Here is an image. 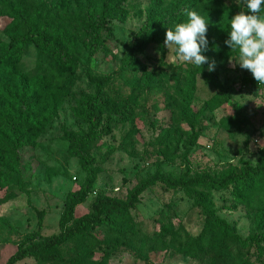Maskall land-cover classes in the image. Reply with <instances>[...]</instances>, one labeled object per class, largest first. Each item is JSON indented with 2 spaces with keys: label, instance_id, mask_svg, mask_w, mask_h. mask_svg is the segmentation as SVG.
Returning <instances> with one entry per match:
<instances>
[{
  "label": "rangeland",
  "instance_id": "obj_1",
  "mask_svg": "<svg viewBox=\"0 0 264 264\" xmlns=\"http://www.w3.org/2000/svg\"><path fill=\"white\" fill-rule=\"evenodd\" d=\"M58 5L73 12L104 9L111 34L102 32L107 48L92 56L73 36L76 69L61 65L33 45L14 65L0 60V116H15L22 99L34 104L40 121V130L25 131L17 158L0 122V264H6L20 247L59 234L67 194L87 182L80 159L71 154L72 142L87 133L81 104L94 92L87 71L113 76L118 83L114 90L119 92L100 111L105 135L83 145L95 177L84 202L75 206L70 226L91 218L98 200L125 203L135 188L144 185V190L132 208L114 215L112 224L89 225L58 249L29 254L17 264H205L204 256L189 250V241L205 227L203 203L242 239L264 235V211L246 205V191L235 196L231 188L197 189L203 198L199 202L157 180L179 182L195 176L220 180L239 174L245 163L255 166L264 149V84H253L248 70L238 64L233 67L237 53L225 44L229 20L242 11L250 14L243 0L200 6L198 14L208 24V46L201 54L215 61L213 71L208 64L198 67L175 60L174 48L165 46L164 30L155 38L146 35L143 53L133 68L126 69L125 80H117V74L131 48L132 34L177 7L192 10L199 1L60 0ZM7 21L0 17L1 41L6 40ZM191 76L190 112L181 113V93ZM54 78L61 82L58 91L41 94L36 88L39 81ZM184 118L193 120L194 129ZM186 146L189 153L185 155ZM36 211L45 214L40 237L30 239L37 231ZM160 230L161 236L153 234ZM177 237L183 238L180 250ZM159 239L163 241L160 248H147ZM250 257L256 255L251 252ZM260 259L264 264V255Z\"/></svg>",
  "mask_w": 264,
  "mask_h": 264
},
{
  "label": "trees",
  "instance_id": "obj_2",
  "mask_svg": "<svg viewBox=\"0 0 264 264\" xmlns=\"http://www.w3.org/2000/svg\"><path fill=\"white\" fill-rule=\"evenodd\" d=\"M60 0H0V17H7L5 27L6 40H0V60L8 65H14L25 54L29 45L35 46L39 51L50 53L56 61L65 67L76 69L77 58L74 52L73 36L82 43L88 56H92L107 48L101 34L105 30L111 34L110 27L106 24V17L109 15L104 9L86 10L73 12L67 8L60 9ZM199 5L192 10L197 13L202 5H215L222 3V0H198ZM186 18L185 9L177 7L173 13L164 15L153 24L144 25L138 32L133 33V42L124 61L123 68L118 72L117 80L126 79V72L135 66L137 58L143 53L146 35L155 38L164 30H168L174 22H180ZM151 31L155 33L151 34ZM86 78L94 86V92L87 96L81 104V118L87 125V133L72 142V155L80 159V166L87 176V182L79 190L67 194L61 218L58 221L59 234L45 239V241L31 247H20L13 254L6 264H17L26 256L37 252L58 249L75 232L84 230L89 225L112 224L114 215L133 207L135 199L144 190V185L135 188L128 196L127 201L122 203L113 199H101L93 203V216L80 221L73 222L75 206L84 202L94 182L95 170L92 159L83 150V145L94 141L105 135V125L102 124L100 111L108 104L113 93L116 95L119 90L118 83H114L111 75L93 74L86 72ZM116 76V77H117ZM55 79V80H54ZM53 80L41 79L36 88L41 94L50 90L58 91L61 82L58 78ZM255 84V79H252ZM194 91L193 76L185 80V88L182 91V112H190L189 103ZM136 95L130 94L131 100L135 101ZM18 110L15 116L6 113L0 116V122L9 136L13 156L17 158L16 151L23 146L25 131L36 128L40 130L39 120L33 111L34 104L20 99L17 103ZM186 119L185 122L190 128L193 127V120ZM195 137H192L193 142ZM189 149L185 147V155ZM169 187L180 188L196 201L202 202L203 191L225 190L231 188L232 193L238 196L243 191L248 193L246 205L251 209L264 211V149L259 152L255 166L245 163L239 174H229L223 179L214 180L208 177L195 176L193 178H182L181 181H168L164 178L157 179ZM205 213L206 223L203 232L189 241V250L204 256L205 264H261L260 259L264 255V235L255 234L247 239H242L235 230L225 221L216 216V212L204 203L201 205ZM44 211H36L38 218L37 231L30 236V239L40 237ZM70 226V227H69ZM158 236L164 234L160 230ZM183 238L177 237L175 244L181 248ZM163 245L162 239L151 241L147 248H160ZM251 252L256 255L253 259ZM207 253L211 256H207ZM244 255V256H243ZM245 255L247 256L245 258Z\"/></svg>",
  "mask_w": 264,
  "mask_h": 264
},
{
  "label": "clouds",
  "instance_id": "obj_3",
  "mask_svg": "<svg viewBox=\"0 0 264 264\" xmlns=\"http://www.w3.org/2000/svg\"><path fill=\"white\" fill-rule=\"evenodd\" d=\"M250 14L243 11L229 20V38L225 44L237 53L235 64L248 70L258 84H264V0H243ZM186 20L166 31L165 46L174 48V59L198 67L208 64L211 72L215 61L201 53L207 50L208 24L195 10L185 9ZM231 62V61H230Z\"/></svg>",
  "mask_w": 264,
  "mask_h": 264
}]
</instances>
